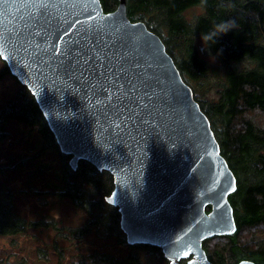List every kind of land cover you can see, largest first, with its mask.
I'll return each instance as SVG.
<instances>
[{
  "label": "water",
  "instance_id": "water-1",
  "mask_svg": "<svg viewBox=\"0 0 264 264\" xmlns=\"http://www.w3.org/2000/svg\"><path fill=\"white\" fill-rule=\"evenodd\" d=\"M0 56L70 165L112 173L106 201L128 243L159 246L169 264H215L203 241L236 231L237 178L163 39L126 0L108 12L101 0H0Z\"/></svg>",
  "mask_w": 264,
  "mask_h": 264
},
{
  "label": "trees",
  "instance_id": "trees-1",
  "mask_svg": "<svg viewBox=\"0 0 264 264\" xmlns=\"http://www.w3.org/2000/svg\"><path fill=\"white\" fill-rule=\"evenodd\" d=\"M119 1L101 0L106 12L115 10ZM126 3L131 20L145 21L163 39L208 115L221 152L237 178V188L229 195L237 229L231 234L204 239L209 259L215 264H237L243 259L264 264V0H126ZM194 7H200L201 12L188 17L186 12ZM228 19H234L238 29L222 34L215 43L206 36L214 25ZM201 43L209 48L216 64L201 54ZM220 49L222 54L217 55ZM5 65L1 76L11 72ZM211 78L214 93L201 97L194 83L203 88ZM212 88L205 90L209 92ZM9 121L37 129L41 136L38 154L55 149L59 152L62 163L54 174V183L45 182L50 185L46 192L68 199L84 211L86 218L81 225L63 227L51 215L36 219L25 216L15 208L12 192L0 183V235L14 236L42 227L59 232L58 236L66 241H77L76 246L90 235L101 239L99 244L91 243L94 246L86 251L77 249L65 261V248L61 239L54 236L52 249L60 264H169L159 246L128 243L118 207L106 201L114 187L112 173L98 169L86 159H80L74 169L69 163L71 155L61 152L36 98L22 83L17 94L0 105V142L8 136ZM20 160L15 168L27 162L24 157ZM39 169L43 174L36 175L41 177L51 172L49 168ZM2 171L5 173L7 169ZM210 209L208 205L207 210ZM117 245L127 250L120 253L113 249Z\"/></svg>",
  "mask_w": 264,
  "mask_h": 264
},
{
  "label": "rangeland",
  "instance_id": "rangeland-1",
  "mask_svg": "<svg viewBox=\"0 0 264 264\" xmlns=\"http://www.w3.org/2000/svg\"><path fill=\"white\" fill-rule=\"evenodd\" d=\"M199 12L201 8L194 7L189 9L186 15L193 17ZM201 44L200 50L205 46L204 43ZM201 54L211 63H217L208 52ZM5 64L0 56V105L5 104L21 89V83L11 72L1 76ZM212 83H214L213 78L210 81L206 80L203 88L197 83H194L193 87L201 97H205L214 93ZM210 87L212 90L207 92L205 89ZM202 91H204L203 95L200 94ZM6 130L8 136L0 142V183L14 195L12 201L15 208L21 214L34 219L42 215H51L63 227L81 225L86 218L83 210L74 207L64 197L46 192L50 189V185H46L45 182L54 183L56 180L54 174L62 163L59 152L55 149L38 154L41 136L36 128L25 123L9 121ZM37 155L40 156L36 157ZM20 157L26 158L27 162L15 168V165L21 161ZM5 168L7 171L4 173L2 170ZM39 168H49L51 172H46V176L41 177L36 175L37 172L43 174V170ZM58 234L59 232L38 227L14 236L0 235V264H22L21 259L26 261L24 264H60L58 254L52 249L54 236L61 239L60 244L65 248V261L77 253L79 251L77 249L86 251L94 246L91 243L101 242L100 238L90 235L76 246L77 241H66ZM113 249L120 253L127 250L121 245Z\"/></svg>",
  "mask_w": 264,
  "mask_h": 264
},
{
  "label": "clouds",
  "instance_id": "clouds-1",
  "mask_svg": "<svg viewBox=\"0 0 264 264\" xmlns=\"http://www.w3.org/2000/svg\"><path fill=\"white\" fill-rule=\"evenodd\" d=\"M233 29H238V25L236 23V21L234 19H228L225 20L217 25L213 26V30H211L210 32L206 33V36L214 41V43L216 42V40L222 35V34H226L228 31L233 30ZM209 48L202 46L201 47V52H208ZM222 49L218 50L217 55L222 54Z\"/></svg>",
  "mask_w": 264,
  "mask_h": 264
}]
</instances>
